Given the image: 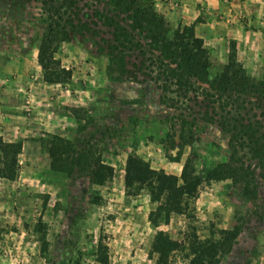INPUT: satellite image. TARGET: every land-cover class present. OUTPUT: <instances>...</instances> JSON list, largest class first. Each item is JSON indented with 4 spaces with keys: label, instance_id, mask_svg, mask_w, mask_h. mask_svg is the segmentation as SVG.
Instances as JSON below:
<instances>
[{
    "label": "rangeland",
    "instance_id": "rangeland-1",
    "mask_svg": "<svg viewBox=\"0 0 264 264\" xmlns=\"http://www.w3.org/2000/svg\"><path fill=\"white\" fill-rule=\"evenodd\" d=\"M96 3L109 9L104 2ZM214 19L229 23L223 14ZM165 20L171 30L177 28ZM236 22L245 31L253 29L243 14L236 16ZM43 32L39 3L0 0V91L8 88L17 93L10 103L0 98V137L22 146L17 177L0 179L2 264H101L99 245L106 264H155L149 251L156 230L147 220L155 205L145 190L126 194L123 169L128 156L176 176L189 159L202 180L189 214L171 215L158 230L174 242H183L193 233L205 240L211 231L236 227L237 239L218 264H264V171L257 163L249 155L242 158L254 174V198L241 197L230 180L215 181L211 171L229 161L227 136L215 125L190 123L160 105L155 85L131 67L120 81L110 80L106 57L86 38L60 44L54 55L71 71V79L46 83L36 58ZM247 40L245 46L234 40L214 46L211 76L227 63L233 46L235 59L246 72L254 79L264 77V34L249 38L248 33ZM47 134L64 138L77 153L100 155L114 168V177L98 187L78 170L52 171L42 143ZM180 135H192L193 143L183 149L172 147ZM178 154L180 162L171 161ZM41 236L46 241L44 251ZM169 262L188 264L187 241Z\"/></svg>",
    "mask_w": 264,
    "mask_h": 264
},
{
    "label": "trees",
    "instance_id": "trees-1",
    "mask_svg": "<svg viewBox=\"0 0 264 264\" xmlns=\"http://www.w3.org/2000/svg\"><path fill=\"white\" fill-rule=\"evenodd\" d=\"M39 3L43 35L37 48V63L43 80L63 84L71 79L70 70L55 59L60 44L76 37L86 38L107 59L106 73L118 82L131 67L153 83L160 105L177 111L190 123L215 125L228 138L229 161L211 171L215 181L230 180L240 196L254 198V174L243 164L245 155L264 171V77L252 78L238 63L231 46L227 63L211 76V61L202 39L195 36L194 26L171 30L153 0H27ZM104 2L108 10L98 7ZM113 75V77H112ZM192 135H180L172 147L183 149L193 143ZM50 169L57 173L83 172L92 186H103L114 177L115 170L100 155L90 151L77 153L70 143L56 135L42 139ZM19 142H5L0 137V179L17 177ZM180 155L172 158L180 162ZM123 186L127 195L145 190L155 207L147 220L156 230L149 251L155 264H170V255L187 241L188 264H218L220 257L234 245L238 230L211 231L200 240L195 233L183 242H174L158 227L167 225L171 215H188L190 203L198 196L202 182L191 160L186 159L179 176L154 170L138 156H128L123 169ZM98 199L93 203L98 204ZM217 235V239L214 236ZM41 250L46 241L39 237ZM97 260L106 264L107 257L99 245ZM103 250V251H102Z\"/></svg>",
    "mask_w": 264,
    "mask_h": 264
},
{
    "label": "crops",
    "instance_id": "crops-1",
    "mask_svg": "<svg viewBox=\"0 0 264 264\" xmlns=\"http://www.w3.org/2000/svg\"><path fill=\"white\" fill-rule=\"evenodd\" d=\"M155 10L178 27L194 26L195 36L202 39L209 51L210 58L216 53L214 46L224 47L228 40L235 41L237 46L247 45L249 33L262 36L264 34V0H153ZM227 17L226 25L216 22L214 15ZM243 14L253 25L252 30L245 31L236 22V16ZM251 52V48L249 49ZM16 92L9 89L0 91V98L7 103L15 101ZM20 248V247H18ZM24 260V259H23ZM3 262L0 261V264Z\"/></svg>",
    "mask_w": 264,
    "mask_h": 264
}]
</instances>
